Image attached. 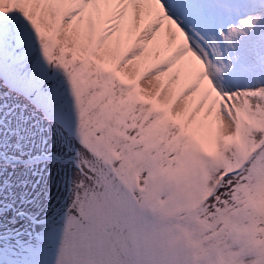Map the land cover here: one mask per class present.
<instances>
[{
	"label": "snow or ice",
	"instance_id": "snow-or-ice-1",
	"mask_svg": "<svg viewBox=\"0 0 264 264\" xmlns=\"http://www.w3.org/2000/svg\"><path fill=\"white\" fill-rule=\"evenodd\" d=\"M0 264H264V0H0Z\"/></svg>",
	"mask_w": 264,
	"mask_h": 264
}]
</instances>
